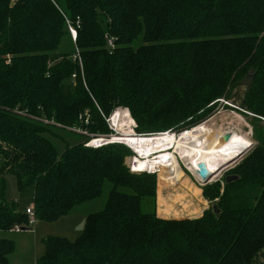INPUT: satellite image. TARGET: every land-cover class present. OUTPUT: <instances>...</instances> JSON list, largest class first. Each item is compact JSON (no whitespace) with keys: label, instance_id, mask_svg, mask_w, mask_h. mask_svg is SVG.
I'll use <instances>...</instances> for the list:
<instances>
[{"label":"trees","instance_id":"16d2710c","mask_svg":"<svg viewBox=\"0 0 264 264\" xmlns=\"http://www.w3.org/2000/svg\"><path fill=\"white\" fill-rule=\"evenodd\" d=\"M65 38L79 60L60 49ZM248 72L251 87L236 107L251 113L257 143L221 196L218 182L203 186L211 208L200 216L142 212L156 174L131 172L125 145H85L108 132L119 106L142 134L189 129L219 99L232 100ZM50 125L83 127L86 140L58 153ZM8 174L19 191L33 188L34 218L48 222L111 183L80 235L47 237L35 264H264V0H0V231L28 230L25 210L5 199ZM14 249L0 237V264Z\"/></svg>","mask_w":264,"mask_h":264},{"label":"rangeland","instance_id":"374dc122","mask_svg":"<svg viewBox=\"0 0 264 264\" xmlns=\"http://www.w3.org/2000/svg\"><path fill=\"white\" fill-rule=\"evenodd\" d=\"M71 41L74 42L72 39ZM64 48H66L65 50H71L76 54V48L74 47V45L72 46V43H70L67 38L63 39L60 46V49ZM247 75L251 74L249 73ZM244 87V85L239 86L231 93L233 95L232 100H225L223 98L219 99L217 104H215L210 110L208 118L201 123L195 124L189 129L183 131L166 130L162 132L160 131L156 133L142 134L136 130V122L130 116L134 121V126L132 128L133 132L137 136H153L164 132L179 135L180 133H184L186 131H192L199 126H207L211 131L213 130V132H217V130L219 129H223L225 131L234 130L237 133L247 135L249 144L246 147L251 145V147L247 149L249 151L257 143V132L255 130L257 126L254 125V122H252L251 120V113L245 115L238 107H236L239 97L244 90ZM117 111H119L122 115H125L126 112L129 113L128 110L124 107H115L106 118V123L107 119ZM113 117L110 123L114 125L115 134L109 129L106 134H99L96 136L93 134H89V136L86 137H89L90 139L87 140L86 143L91 142L93 139L97 140L100 137L106 138L104 136H108L109 134H113L110 136L112 137L118 133L120 134L121 132H123L122 130L120 132V130L116 127L115 123L113 122ZM49 129V133H46L45 135L53 143L58 153L64 150L67 143L72 145L79 141L86 140V132L84 131L83 127H74L72 129H68L61 128L59 126H51ZM170 149H172V146ZM133 150L135 151V149ZM174 151L175 149L173 148L170 152L173 153ZM129 153L130 155L125 159V163L127 165L132 163L133 159L135 158L134 155L136 154H134L131 149L129 150ZM239 154L240 153H237L235 157L229 159V161L224 164L225 167L221 168L216 174L211 176L206 183H203V178L197 177L196 174L189 168V166L182 161V158L177 153L178 156H175L176 158L178 157L179 160L175 158L171 165L166 166L170 168L162 169V167H160L161 170L156 174L155 197L151 200L147 197H142L140 199L141 211L145 213L154 211L160 217L165 218H193L196 216H200L204 210H209L211 208L210 201L206 197H204L202 193L203 186L205 184L218 182L220 186L219 196H221L223 194L224 178L232 175V168L240 162L243 155L246 153H243L239 161L236 162L235 165H233L234 158H236ZM155 156L156 155H154L153 157ZM156 169L157 166L155 167V169H151L149 171ZM158 177L161 178L159 180V183L162 185V204H168V206L176 205V211H173V209H168L167 206L165 207V210L167 209L165 214L159 213V209L163 208V205L162 207H160L158 202ZM206 177H208V175ZM194 185L200 189L201 196L205 199L203 202L200 201L198 193L194 192ZM110 188L111 183L108 181H104L101 193L98 197L75 206L69 213L59 217L54 221L48 222L35 220V223L33 224V222H30L29 219V222L27 224L28 230H20L16 232L0 231V237L11 239L15 243V249L9 256V264H33L34 257L38 258L41 254H43L45 249L43 241L49 236H60L65 237L69 240L76 239L81 232V230H78L77 228L81 224V222L84 221L85 217L90 213L103 210ZM119 190L124 192L128 191V189L124 187L119 188ZM185 191H190L189 193L192 195V198H190V195L186 194ZM5 199L7 201L16 202L18 208L21 210H25V208H27L28 206L32 209L33 188L30 186L19 191L16 186L15 177L11 174H8L5 176ZM261 259L262 257L260 256L259 260Z\"/></svg>","mask_w":264,"mask_h":264},{"label":"bare ground","instance_id":"6f19581e","mask_svg":"<svg viewBox=\"0 0 264 264\" xmlns=\"http://www.w3.org/2000/svg\"><path fill=\"white\" fill-rule=\"evenodd\" d=\"M113 122L120 132L121 130L123 132L107 139L125 142L126 147H130L132 151L135 149L134 153L138 155L135 154L131 165L133 170L137 172L155 169L157 166V169L152 171L158 173L161 169L160 166L171 165L178 153L182 161L189 166L197 177L204 178L213 173L219 165L226 164L237 153H241L249 144L247 135L237 133L234 130L225 131L223 129L213 132L207 126H199L192 131H186L179 135L161 133L153 136H137L132 129L134 121L127 112L122 115L117 111L113 117ZM104 140L102 137L97 140L93 139L89 145H97ZM171 146L172 149H175L174 154L170 152ZM154 155L156 156L153 157ZM176 159L179 160L178 157Z\"/></svg>","mask_w":264,"mask_h":264},{"label":"built area","instance_id":"2783aa9c","mask_svg":"<svg viewBox=\"0 0 264 264\" xmlns=\"http://www.w3.org/2000/svg\"><path fill=\"white\" fill-rule=\"evenodd\" d=\"M69 32H70L71 39L74 41V40H75V37H76V32H75L72 28H69ZM107 44H108L109 46H112V41H111V40H108V43H107ZM76 52H77V50H76ZM73 56H74V57H73L74 59H75V58H78V53H76V54L73 55ZM78 60H79V58H78ZM73 77H74V75H73ZM114 114H115V112H114ZM114 114H112V115L107 119L108 127H109V129H110L113 133L115 132V130H114V125L111 124L110 121L112 120V117L114 116ZM164 133H168V132H164ZM114 134H115V133H114ZM111 135H113V134H109L108 136H104V137H106V138H103V139H105V140L102 141V142H100V143H98L97 145H95V144L88 145L90 142H89V143H86L85 145L90 146V147H94V148L100 147V146H102V145L113 144V143H118V144H122V145L127 146V144H126L125 142H122V141H116V140H111V139H110V140L107 139V138H109ZM128 148L131 149L130 147H128ZM131 151H132V150H131ZM132 152L134 153V151H132ZM134 154H135V153H134ZM136 155H138V154L136 153ZM134 156H135V155H134ZM133 158H134V157H133ZM128 168H129V170H130L131 172L139 173V172L133 170V167H132L131 164L128 165ZM143 172L157 174L156 171L145 170V171H143ZM25 212H26V214H27V216H28V222H29V219H30V222H33V223H34L35 218H34L33 210H32L31 208H26V209H25ZM20 230H21V228H20L19 226H15V227H14V231H20Z\"/></svg>","mask_w":264,"mask_h":264},{"label":"water","instance_id":"95a60500","mask_svg":"<svg viewBox=\"0 0 264 264\" xmlns=\"http://www.w3.org/2000/svg\"><path fill=\"white\" fill-rule=\"evenodd\" d=\"M252 80H253V75H246L245 78H243V79L240 81V83L243 84V85L245 86V92H247V91L250 89L251 84H252ZM250 147H251V145H249L248 147L244 148V149L242 150V152H241L236 158H234V164H233V165H235V163L239 161V159L242 157L243 153H247V152H248L247 149H249ZM246 150H247V152H246ZM232 161H233V160H232ZM233 165H232V166H233ZM223 167H225V165H219V166L213 171V173H210V175H208V177H205V178L202 179L203 183H206V182L208 181V179H210L211 176H213L214 174H216V173H217L221 168H223ZM234 178H235V177L232 176V175H231V176H227V177H226V181L233 180ZM212 208H213V211L217 214V213H218V209H217V207L214 205ZM83 226H84V221L81 222V224L78 226L77 229H78V230H82V229H83ZM21 230H25V229H21Z\"/></svg>","mask_w":264,"mask_h":264},{"label":"crops","instance_id":"0c3cea01","mask_svg":"<svg viewBox=\"0 0 264 264\" xmlns=\"http://www.w3.org/2000/svg\"><path fill=\"white\" fill-rule=\"evenodd\" d=\"M27 208H31V207L28 206ZM25 209H26V208H25ZM34 223H35V220H34ZM34 223H33V224H34ZM9 232H11V231H9ZM15 232H16V231H15ZM36 259H37V257H34V259H33V264H35Z\"/></svg>","mask_w":264,"mask_h":264}]
</instances>
